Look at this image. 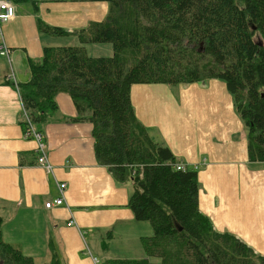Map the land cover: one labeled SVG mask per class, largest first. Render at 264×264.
<instances>
[{
	"label": "trees",
	"instance_id": "1",
	"mask_svg": "<svg viewBox=\"0 0 264 264\" xmlns=\"http://www.w3.org/2000/svg\"><path fill=\"white\" fill-rule=\"evenodd\" d=\"M90 1L109 4L104 21L71 33L38 21L43 34L75 36L79 45L44 48L18 89L35 128L57 117L60 93L70 95L78 117L61 119L93 124L98 164L130 184L128 207L153 229L140 239L144 259L102 264H264V256L202 214L197 169L151 137L132 100L134 85L220 80L247 130L250 162L264 163V0ZM88 45H110L112 55L90 56ZM21 125L27 129L23 115ZM3 225L0 214V264H62L52 243L46 262L25 256L4 240Z\"/></svg>",
	"mask_w": 264,
	"mask_h": 264
},
{
	"label": "crops",
	"instance_id": "2",
	"mask_svg": "<svg viewBox=\"0 0 264 264\" xmlns=\"http://www.w3.org/2000/svg\"><path fill=\"white\" fill-rule=\"evenodd\" d=\"M17 5L16 17L0 27V214L3 237L39 262L55 247L62 264H95L108 259H142L140 239L150 224L135 220L128 207L131 186L120 184L95 156L94 126L66 122L78 111L70 95L57 96L59 114L36 127L45 136L52 171L38 164L37 143L24 137V107L18 87L30 80V62L44 48L79 45L75 36L57 38L38 29L41 20L68 32L102 22L109 4L90 0H34ZM59 39H67L58 44ZM59 45V46H58ZM90 56H109L108 48ZM138 120L151 137L166 145L187 168L198 171L200 211L219 232H228L264 256V163H252L248 135L227 86L209 80L188 86L134 85ZM64 204L46 209L60 198ZM72 222L71 226L68 223Z\"/></svg>",
	"mask_w": 264,
	"mask_h": 264
},
{
	"label": "built area",
	"instance_id": "3",
	"mask_svg": "<svg viewBox=\"0 0 264 264\" xmlns=\"http://www.w3.org/2000/svg\"><path fill=\"white\" fill-rule=\"evenodd\" d=\"M16 17V7L11 0H0V27L2 25L10 23ZM0 54L3 56H9V51L6 47H0ZM23 116L27 122V129L24 130V137L27 139H33L37 143V152H38V164L46 168L48 172L52 171L50 164L48 163V157L46 152V143L45 136L43 133L38 131L35 126L31 123L27 113L24 111ZM178 170L185 169L184 164L177 165ZM60 192V198L53 202H47L45 204L46 209H52L56 206H61L64 204V198L66 193L67 184L62 183L58 186ZM73 223H68V226H71ZM95 264H102V262L95 258Z\"/></svg>",
	"mask_w": 264,
	"mask_h": 264
},
{
	"label": "rangeland",
	"instance_id": "4",
	"mask_svg": "<svg viewBox=\"0 0 264 264\" xmlns=\"http://www.w3.org/2000/svg\"><path fill=\"white\" fill-rule=\"evenodd\" d=\"M17 6V5H16ZM58 38V37H57ZM67 39H59L58 40V44L60 45V44H64L65 43V41H66ZM58 45V46H59ZM106 47V46H105ZM105 47H103V46H95V49H94V52H95V54H100V52H102V51H107V49L108 48H105ZM111 47V46H110ZM112 55V53L109 55V56H111ZM150 228H151V225H150ZM151 230H152V228H151ZM152 233H153V231H152ZM144 258H145V256H144ZM143 258V259H144Z\"/></svg>",
	"mask_w": 264,
	"mask_h": 264
}]
</instances>
